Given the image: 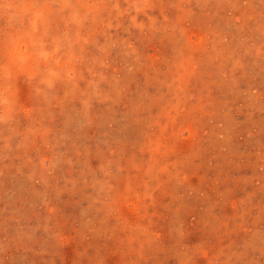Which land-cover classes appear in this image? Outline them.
Here are the masks:
<instances>
[{
	"label": "rangeland",
	"instance_id": "1",
	"mask_svg": "<svg viewBox=\"0 0 264 264\" xmlns=\"http://www.w3.org/2000/svg\"><path fill=\"white\" fill-rule=\"evenodd\" d=\"M0 264H264V0H0Z\"/></svg>",
	"mask_w": 264,
	"mask_h": 264
}]
</instances>
